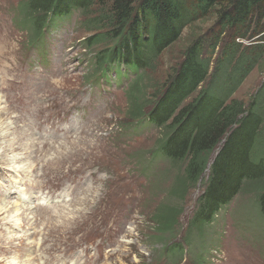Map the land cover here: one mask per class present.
<instances>
[{"label": "rangeland", "instance_id": "rangeland-1", "mask_svg": "<svg viewBox=\"0 0 264 264\" xmlns=\"http://www.w3.org/2000/svg\"><path fill=\"white\" fill-rule=\"evenodd\" d=\"M23 1L0 0V200L8 205L0 212V264L27 258L33 264H76L86 247L96 264H264V219L251 190L221 210L200 258L195 259L197 249L172 260L158 242H150V218L176 202L172 191L183 167L159 154L150 159L160 135L154 126L120 129L130 119L127 89L135 74L124 68V77L113 70L109 80H94L92 61L102 47L85 48L95 30L81 24L79 12L47 30L55 51L52 69L44 75L24 70L23 52L40 39L28 41L31 31L18 11ZM215 21L214 13L189 25L152 63L145 72L148 94ZM263 82L264 67H257L232 97L248 102ZM203 190L199 182L183 197L184 228ZM17 206L23 213H13ZM27 208L31 218H25ZM67 213L75 216L64 223Z\"/></svg>", "mask_w": 264, "mask_h": 264}, {"label": "trees", "instance_id": "trees-1", "mask_svg": "<svg viewBox=\"0 0 264 264\" xmlns=\"http://www.w3.org/2000/svg\"><path fill=\"white\" fill-rule=\"evenodd\" d=\"M18 11L30 42L79 12L81 24L95 30L85 48L102 47L92 72L125 68L135 74L127 89L130 119L120 129L154 126L160 135L150 159L159 154L183 167L172 191L176 202L150 218L148 238L165 257L199 249L194 255L200 258L208 228L242 191L255 194L264 219V82L248 102L232 97L255 68L264 67V0H26ZM214 13V25L191 40L181 62L148 94L146 70L186 27ZM199 182L204 190L184 228L183 197Z\"/></svg>", "mask_w": 264, "mask_h": 264}, {"label": "bare ground", "instance_id": "bare-ground-1", "mask_svg": "<svg viewBox=\"0 0 264 264\" xmlns=\"http://www.w3.org/2000/svg\"><path fill=\"white\" fill-rule=\"evenodd\" d=\"M57 26V25H56ZM60 28V27H59ZM91 45V44H90ZM112 65V64H111ZM117 70V69H116ZM128 85V84H127ZM26 132H27V128L26 127H24L21 131H19V136H20V139H22V138H24V136H25V134H26ZM15 166V165H14ZM23 190V189H22ZM24 196V195H23ZM29 198H30V196H27L26 197V199L27 200H29ZM8 205H5L4 206V204H3V200H0V212H2V210H5L6 208H8L7 207ZM31 210V208H27V210H26V212H25V215H27V216H25V218H31V216H32V214H33V212H32V210ZM13 213H15V215H17V214H21V213H23V211H22V209H20V208H18V206H17V208L16 209H14L13 210ZM74 216L75 215H72L71 216V214H62V217H63V219H64V223H65V221H67V220H69V221H71L72 219H74ZM34 217H35V215H34ZM22 218H18V220L16 221V222H20V223H22V220H21ZM15 222V223H16ZM26 242V241H25ZM10 243V242H9ZM38 243H41V242H38ZM37 243V244H38ZM35 244H36V242H35ZM33 249V248H32ZM36 250H37V248H36ZM56 250V249H55ZM38 251V250H37ZM31 252H33V251H31ZM40 256V255H39ZM38 256V257H39ZM32 260H31V258H27L26 260H25V263H23V264H33V262H31ZM14 263V262H13ZM9 264V263H8ZM66 264V263H65Z\"/></svg>", "mask_w": 264, "mask_h": 264}, {"label": "built area", "instance_id": "built-area-1", "mask_svg": "<svg viewBox=\"0 0 264 264\" xmlns=\"http://www.w3.org/2000/svg\"><path fill=\"white\" fill-rule=\"evenodd\" d=\"M243 42H245V41L243 40Z\"/></svg>", "mask_w": 264, "mask_h": 264}]
</instances>
